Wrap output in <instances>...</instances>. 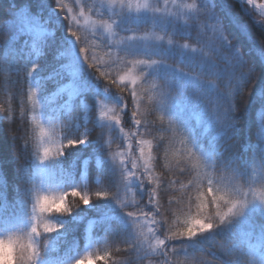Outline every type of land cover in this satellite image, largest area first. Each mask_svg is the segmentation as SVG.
Listing matches in <instances>:
<instances>
[{
    "label": "trees",
    "instance_id": "trees-1",
    "mask_svg": "<svg viewBox=\"0 0 264 264\" xmlns=\"http://www.w3.org/2000/svg\"><path fill=\"white\" fill-rule=\"evenodd\" d=\"M70 1L0 0V27L17 22L0 33V217L12 218L28 199L36 209L41 196L64 193L69 205L67 212L34 209L23 220L17 255L28 243L37 252L23 264H76L84 256L96 264H264L261 211L246 222L228 217L191 237L176 235L201 211L197 197L209 180L232 199L248 162L264 172V18L237 0H175L183 22L150 13L121 31L100 10L97 19L118 26L110 40L71 28ZM151 34L173 53L142 51V37ZM192 46L203 51L189 66L181 49ZM124 54L162 62L155 91L143 78L138 91L124 80ZM178 84L201 91L208 110L191 108V94L182 98ZM83 133L85 145H68ZM140 146L146 159L137 165ZM83 171L91 206L71 195H83ZM210 200L201 219H215ZM141 213L151 219L155 247L132 222Z\"/></svg>",
    "mask_w": 264,
    "mask_h": 264
},
{
    "label": "rangeland",
    "instance_id": "rangeland-1",
    "mask_svg": "<svg viewBox=\"0 0 264 264\" xmlns=\"http://www.w3.org/2000/svg\"><path fill=\"white\" fill-rule=\"evenodd\" d=\"M258 3L262 4L263 1L255 0ZM175 0H71L70 4L66 5V11L68 15V21L69 26L73 29L80 30L81 32L88 35L87 37H93L95 35L99 36H107L108 39H114V28L118 27L115 24H112V22L108 23L106 21H102L97 19L96 12L100 10H106L108 13L115 16V19L119 21V28L121 31H129L128 25L133 21H139L141 18H145L146 15L152 13V14H159L163 12L164 18L166 20L175 21L180 20L183 22V15L180 9L174 8ZM243 4V3H242ZM147 5V7H145ZM248 8L252 9L261 16L260 11L252 7L248 4H244ZM55 12V11H53ZM176 12H178L180 17L176 15ZM264 18V17H263ZM17 22H4L0 27V33L8 34L10 31H12L16 27ZM122 24V25H121ZM24 26L28 28H33V26H30L28 24H24ZM37 32H44V29L42 28H33ZM157 35V36H156ZM151 34L149 36H143L142 41L143 43H140L139 48L142 51H147L155 55V57H161L162 55L169 54L171 55L173 53V49L170 46L169 42H166V40L163 41V38L158 34ZM132 36L128 37L131 38ZM133 38V37H132ZM149 41L153 43L150 45V47H147V44L145 45L146 41ZM198 41V40H197ZM165 44H164V43ZM121 43H123V49L124 52L130 53V51L127 48L126 40H123ZM164 44V45H163ZM181 51H184L186 54V60L188 65L193 66V62L196 59V55H198L203 49L201 47H182ZM203 53L200 54V59L202 58ZM118 57V56H116ZM122 60V59H121ZM142 60L141 58H137L134 56H130L129 54H124V61L122 64L125 67V73L123 75L124 80H126L129 84H131L133 87L136 88L138 91L140 85L141 79H145L149 85H152L150 89L152 91H155L157 86V80H158V72L157 69H164V67L160 66L162 64L161 61L158 59L152 60L150 63L147 64H137L136 61ZM192 63V64H191ZM151 64L150 67L156 69L153 71V74L150 75L148 71V66ZM155 65L157 68H155ZM165 66V65H164ZM171 68V66H170ZM147 69V70H146ZM142 70H145L143 72H140ZM165 73L163 72L162 78H168ZM186 75L184 72L180 71V75ZM182 76V75H181ZM193 78L194 76L186 75V80L188 78ZM191 78L189 80H191ZM167 80V79H166ZM135 81V82H133ZM190 89V91L187 92L185 87H182L178 84L177 89L179 94L182 98L187 99V94H191L192 100L194 105L191 108L195 109L197 105H199V108L197 112L199 114H202L203 112H206L208 110L206 101L203 102L204 99H206L204 96H202V93L196 92L192 86H186ZM186 91V92H185ZM202 96V97H201ZM201 101H200V100ZM201 102V103H200ZM209 102V101H208ZM80 105L85 109V112L87 113L89 110L88 103L83 99L80 98L79 100ZM200 103V104H199ZM202 104V105H201ZM105 115L109 116L108 121L109 122H115V118L112 116L111 110H106ZM125 133V131H123ZM80 141H83L81 144L85 145L87 140L86 136L83 133L80 137ZM137 153L140 155V157H136L134 160L136 161L137 165L142 162L144 163L146 159V147L140 146L137 150ZM125 156V154H124ZM121 156V157H124ZM137 156V155H136ZM145 157V159H144ZM142 159V161H140ZM85 160V159H84ZM240 170V169H239ZM241 171V170H240ZM244 175V185H242L239 182H236V189L231 193L232 199L239 200L241 203H244V207L235 215L230 216L233 219L240 220L241 222H246L249 219V215L252 212L261 211L262 215L264 216V172H260L257 169L256 164L248 162L247 163V170L242 173ZM81 181L83 186V195H87L86 192V175L85 172L81 174ZM64 194V193H62ZM125 198V197H124ZM87 206H91L90 200L85 203ZM62 207V205H61ZM35 204L33 199H28L18 205V210L16 213L10 218L8 215L4 217H0V236L4 237V239L12 238L16 240L17 242L23 240V235L21 233V225L23 224V220L34 211ZM150 218L148 219L143 213L140 215L134 216L133 224L135 225V228L137 232L144 234V236L147 237L148 245H152L155 247L156 244L153 242L152 239H155L153 236V231L150 224ZM38 235H36V238ZM156 240V239H155ZM18 245V243H17ZM87 248L84 247V250ZM17 250V247H16ZM2 261H0L1 263ZM64 264H70V262L64 263ZM86 264H96V262L90 257V259L86 260Z\"/></svg>",
    "mask_w": 264,
    "mask_h": 264
},
{
    "label": "snow or ice",
    "instance_id": "snow-or-ice-1",
    "mask_svg": "<svg viewBox=\"0 0 264 264\" xmlns=\"http://www.w3.org/2000/svg\"><path fill=\"white\" fill-rule=\"evenodd\" d=\"M249 3H251V0H249ZM145 7H147V5H145ZM72 35H75V33H72ZM81 51H83V49H81ZM136 63L147 64L148 61L138 60L136 61ZM77 142L82 143L83 141L69 140L68 145H72ZM46 154H47V150H46ZM218 191H219L218 189H213L212 181L209 180L207 191L206 192L202 191L200 195L197 197V199L200 201V203L197 205V208L200 209L201 211H199L196 216H192L188 220H186L185 227L176 235L191 237L197 233V230L199 232H203L208 229H211L214 226V221H218L222 223L226 220V218L237 214L244 207V203H241L239 200L236 199H229L223 195H218L217 194ZM71 195L79 196L80 200L83 203H87L89 201V197L87 195H81L75 189L71 191ZM97 195H101V193H97ZM209 196L211 197V200L209 201V205L217 209L215 212L214 220L208 218L201 219L202 210L206 206L205 198ZM61 205H63V207H61ZM35 210H38L41 214L52 211L67 212L69 210V205L65 204L64 194L51 199L47 196H41L37 200ZM129 215H131V213H129ZM43 227L45 232H51L54 229L53 226H50L49 224H44ZM31 232L34 233L35 235H39L37 226L35 224L32 226ZM17 243L18 242L12 238L0 239V245L4 246L6 253L3 257H0V259L6 260L8 264H23L25 260L31 261L32 257L34 255L35 256L37 255V252L35 251L32 243H28L27 245H20V252L17 255V251H16ZM160 243L163 244L164 242L160 241ZM88 259H90V257L84 256L81 258V260H78L76 264H82L83 260H88Z\"/></svg>",
    "mask_w": 264,
    "mask_h": 264
},
{
    "label": "bare ground",
    "instance_id": "bare-ground-1",
    "mask_svg": "<svg viewBox=\"0 0 264 264\" xmlns=\"http://www.w3.org/2000/svg\"><path fill=\"white\" fill-rule=\"evenodd\" d=\"M240 2L257 8L260 11V13L264 15V5L263 4H260L255 0H251V3H249V0H240Z\"/></svg>",
    "mask_w": 264,
    "mask_h": 264
},
{
    "label": "clouds",
    "instance_id": "clouds-1",
    "mask_svg": "<svg viewBox=\"0 0 264 264\" xmlns=\"http://www.w3.org/2000/svg\"><path fill=\"white\" fill-rule=\"evenodd\" d=\"M5 248L3 245H0V257H3L5 255ZM2 261V264H8L6 260L0 259Z\"/></svg>",
    "mask_w": 264,
    "mask_h": 264
},
{
    "label": "water",
    "instance_id": "water-1",
    "mask_svg": "<svg viewBox=\"0 0 264 264\" xmlns=\"http://www.w3.org/2000/svg\"><path fill=\"white\" fill-rule=\"evenodd\" d=\"M237 1H240V0H237ZM262 4L264 5V2H263ZM261 16H262V17H264V15H263V14H261Z\"/></svg>",
    "mask_w": 264,
    "mask_h": 264
}]
</instances>
